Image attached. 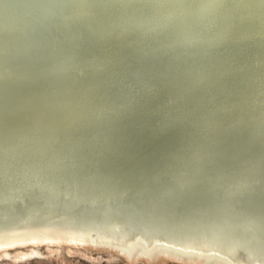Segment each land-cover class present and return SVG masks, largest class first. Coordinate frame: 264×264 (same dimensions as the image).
Returning a JSON list of instances; mask_svg holds the SVG:
<instances>
[{"label":"bare ground","instance_id":"6f19581e","mask_svg":"<svg viewBox=\"0 0 264 264\" xmlns=\"http://www.w3.org/2000/svg\"><path fill=\"white\" fill-rule=\"evenodd\" d=\"M13 1L0 0V261L66 247L130 263L264 264V0ZM35 175L111 200L108 226L71 222L97 208L68 213ZM12 179L29 190L19 200ZM204 204L227 218L209 224ZM38 206L68 225L51 228ZM116 223L132 224L119 242Z\"/></svg>","mask_w":264,"mask_h":264},{"label":"water","instance_id":"95a60500","mask_svg":"<svg viewBox=\"0 0 264 264\" xmlns=\"http://www.w3.org/2000/svg\"><path fill=\"white\" fill-rule=\"evenodd\" d=\"M8 1H11V0H4V4L7 6V8H9L11 6L7 3ZM23 1H25V0H17V1H13V2L16 3V5L22 6ZM39 1H41V0H34V3L35 2L38 3ZM55 1L58 2L57 8H67L71 11L76 10L75 7L72 4H69L68 1H65V0L64 1L63 0L62 1L61 0H55ZM257 1H260V0H257ZM204 3L206 5L212 6L213 9H217L219 6L218 2H216V1L212 2L211 0H207V1L205 0ZM11 4H13V3H11ZM7 11L10 13H16V9L12 10V11H10V10H7ZM41 14H43V9L39 8L37 5L35 10L33 11V15H31L28 18L33 20L35 17L40 16ZM25 15H26V13H25ZM158 16H159L160 20L165 21L169 17V14L162 11V12L158 13ZM8 19H10V18H8ZM206 23L209 26H211L215 22H214V20H209ZM2 47H3V44L0 42V48H2ZM0 150H1V148H0ZM23 170L26 172V169H23ZM25 172H23V173H25ZM92 183H94L96 186L100 185L96 179H92ZM31 185L33 188L35 187V190H41V191H44L45 193L47 192L53 198V200H55L60 207L62 206L63 208H65L68 213H72L71 204H73L79 210H83L86 206V203L91 205L92 208H95V207L97 208L98 212L92 211L87 215H83V214L74 215L75 218L70 220L74 224L76 223L77 225H81L84 227L85 226L94 227L93 230H95L98 234H100L102 229H104V228H106V226H108L105 223L106 221L103 222L102 220L103 219L109 220L111 217V212H112L111 209H112V204H113L111 200H104L105 201V202H103L104 204L98 205L99 201L92 200L95 198L87 195L86 200L81 201L74 196V192L77 191V189H78V186L76 184L66 183V182L56 183L54 181H51L50 179H44L41 176H36V175L31 176ZM6 188H8L15 195V197L17 196L15 198L16 200H19V198H18L19 196H22V195L25 196L29 192L28 188L15 184L14 179H12L11 182L6 183ZM123 196H124V194L121 193V197H123ZM164 198L166 200L172 199L168 193H164ZM203 206H204V208H202V209H203L204 213H206L209 216L207 219H209L211 217V219L207 220V222L209 224L212 225L213 217H218L221 220H224L227 218V217L221 216L220 213H217L216 208L212 204H204ZM37 210H38L40 216H42L41 218H44L48 222L53 221V224L49 223L51 225V228H56V226H67L68 225V223L62 224V223H59L58 221H54V220H58L57 218H59V217L51 214L48 211V208L46 206H38ZM134 214H137V216L144 215L143 212H138V213H135V212L131 213L130 212V213H126L125 217L128 219H133L136 216ZM10 216H11V219L8 222L14 221L13 223H16L19 221V220H16L19 217V215L17 213L12 212L10 214ZM192 218H196V217H192V215H189L188 217L181 218V219H185L187 224H191L194 227H196V230H197V232H199V234H200V232H206L205 230L201 229V227L198 226V223H196L197 220L192 219ZM136 221L141 222L138 218H136ZM147 221H155V222L159 223V225H157V228H156L157 229V235L162 237L163 239L167 238L166 234L163 233V232H168V231H166V226H163L164 224L158 222L157 219L153 216L149 217ZM125 222H128V221H125ZM130 225L132 226V224H121V223L120 224L116 223V224L111 225V227L115 226L110 231L116 232L117 242H119V240H121L120 234H121L122 230L130 228ZM46 226H48V224ZM146 226L149 227L150 224L149 223H142L141 228L143 229L142 231L145 234H148V232H145L146 229L144 230V228H146ZM138 227H140V225H136L135 230ZM47 230H51V229H47ZM93 230L91 232L95 233ZM139 230H141V229H139ZM185 231H188V227L185 229ZM209 248H210V246H207L204 248V250L206 251ZM36 256H39V254H36Z\"/></svg>","mask_w":264,"mask_h":264},{"label":"rangeland","instance_id":"374dc122","mask_svg":"<svg viewBox=\"0 0 264 264\" xmlns=\"http://www.w3.org/2000/svg\"><path fill=\"white\" fill-rule=\"evenodd\" d=\"M39 253L44 254L45 259L43 258L40 260H30L19 264H128V263L145 264L142 261H136L135 263H130L128 260L123 259V257L118 256L109 251L98 250V249L96 250L90 248L67 249L66 247H63L60 248L59 250L40 249ZM54 254H57V256L54 257L53 256ZM159 261L160 260H157L152 264H163V263L182 264V263L169 262L167 260H164V262L162 263H160ZM0 264H12V263L8 261H0Z\"/></svg>","mask_w":264,"mask_h":264}]
</instances>
